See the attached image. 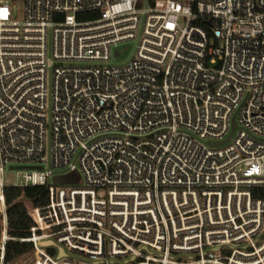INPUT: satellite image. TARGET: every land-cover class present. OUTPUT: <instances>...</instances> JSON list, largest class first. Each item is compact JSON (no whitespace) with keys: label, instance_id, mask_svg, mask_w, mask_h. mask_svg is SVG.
I'll return each mask as SVG.
<instances>
[{"label":"built area","instance_id":"built-area-1","mask_svg":"<svg viewBox=\"0 0 264 264\" xmlns=\"http://www.w3.org/2000/svg\"><path fill=\"white\" fill-rule=\"evenodd\" d=\"M9 185L47 189L26 235ZM23 255L264 264V0H0V264Z\"/></svg>","mask_w":264,"mask_h":264},{"label":"trees","instance_id":"trees-1","mask_svg":"<svg viewBox=\"0 0 264 264\" xmlns=\"http://www.w3.org/2000/svg\"><path fill=\"white\" fill-rule=\"evenodd\" d=\"M95 13L87 14L93 17ZM5 202L7 205V220L9 231L12 235H26L27 228L33 224L28 215V205L41 206L48 203V192L45 186L16 187L6 186L4 188Z\"/></svg>","mask_w":264,"mask_h":264},{"label":"rangeland","instance_id":"rangeland-1","mask_svg":"<svg viewBox=\"0 0 264 264\" xmlns=\"http://www.w3.org/2000/svg\"><path fill=\"white\" fill-rule=\"evenodd\" d=\"M134 49V43L131 41L122 42L118 45L117 48L113 49L112 52V63H122L127 60L131 55ZM12 169V168H9ZM60 174V182L62 183H78V179L80 177L79 173L76 171H68L66 169H61L56 171ZM12 174L9 171L5 175V180H11ZM8 264H32L30 255H23L20 258L10 261Z\"/></svg>","mask_w":264,"mask_h":264},{"label":"water","instance_id":"water-1","mask_svg":"<svg viewBox=\"0 0 264 264\" xmlns=\"http://www.w3.org/2000/svg\"><path fill=\"white\" fill-rule=\"evenodd\" d=\"M58 178L56 177L55 180H57ZM61 253H62V250H61Z\"/></svg>","mask_w":264,"mask_h":264}]
</instances>
